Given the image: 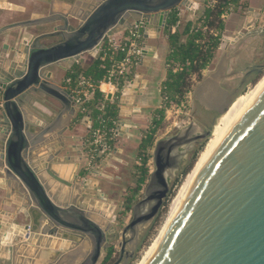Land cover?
<instances>
[{"label": "water", "instance_id": "obj_1", "mask_svg": "<svg viewBox=\"0 0 264 264\" xmlns=\"http://www.w3.org/2000/svg\"><path fill=\"white\" fill-rule=\"evenodd\" d=\"M65 2L74 3L79 11L69 17L68 13L55 12L52 4L50 16L0 25L3 35L61 21L53 31L24 41L15 50V60L7 73L0 69V187H19L23 196L21 204L14 203L9 219L0 222V264H98L109 247V236L115 235V207L97 191L96 179L92 178L95 168L80 181L79 175L66 180L53 169L52 162L65 147V132L75 118L77 105L71 91L55 82L47 67L73 65L86 53H98L105 37L114 30L125 31L132 19L146 20L141 62H147L154 49L146 40L163 32L169 13L175 8L199 7L195 0ZM0 8L23 10L6 0H0ZM243 29L246 31L239 32L231 46L258 37L263 38L264 46V22L253 30L248 22ZM227 41L224 37L219 46L220 58L214 68L194 87L188 124L181 123L176 134L155 142L154 170L133 205L131 220L122 230L120 255L113 264H126L134 256L140 232L159 214L170 192V181L184 167L189 152L211 135L215 119L226 114L239 96L246 79L234 88L225 82L231 58ZM235 54L238 56L240 50ZM253 67L260 73L264 64ZM141 78V73H135L121 90V115L128 111L125 104L132 103ZM31 92H41L62 105L54 121L33 132L22 102ZM198 105L213 112L210 125L198 122ZM82 120L91 128L90 116ZM55 130L59 145L40 164L35 163V150L52 140ZM47 135L52 136L44 141ZM61 187L72 190L64 202ZM92 188L96 191H89L93 199L88 197L80 203L79 198ZM4 205L3 199L0 207ZM144 264H264V88L198 170Z\"/></svg>", "mask_w": 264, "mask_h": 264}, {"label": "crops", "instance_id": "obj_2", "mask_svg": "<svg viewBox=\"0 0 264 264\" xmlns=\"http://www.w3.org/2000/svg\"><path fill=\"white\" fill-rule=\"evenodd\" d=\"M195 1L200 2L201 0H195ZM51 3L55 5L54 9H55V12H57V9H58L57 5L60 2L57 0H52ZM181 9L182 10L178 14L179 22L177 26L175 27V31L178 30L180 32L184 29L188 21H192L194 19V15H195L193 10H189L185 8L184 9L181 8ZM4 13L9 14L7 10L4 11ZM185 18L187 19L186 23L183 27H181L182 21ZM255 20H257V24L254 23ZM133 21L135 20L133 19L132 22ZM248 22L252 23V28L254 29L257 28L259 24L264 22V0H250V6L248 10L245 12V14L242 16L239 11H236L232 15H230L229 18H227V20L225 21V30H224L225 34L224 35L227 37H235L239 33V31L243 32V27ZM2 24H4L3 20L2 22H0V25ZM115 31H118V30H115ZM11 33L12 32H8L6 34L0 35V69H2V71L6 73L11 69V64L15 60L14 59L15 50H17L20 45L23 46L22 44L24 41L30 40V38H28L27 36L23 34H21L18 37H14L12 35L15 34V32H13L12 35ZM144 42L145 40L143 38V43ZM255 42L257 43V45L263 46L262 37L256 38ZM146 44L154 49L153 56L151 58H148L147 62L142 61L136 68H134L131 74L132 75L131 79H133L134 74L137 72L141 73V76H142L141 82L139 83V87L137 88V94L135 95V97L132 98L133 104L135 103L138 97L145 95L149 91L151 92L152 89L154 90L153 92L155 93L159 92L157 88H159V85L162 83V81L165 79V76H166L165 65H166V56L169 53V42H168V37L164 34V30L159 35L152 37V38H148L146 40ZM255 53H256V49H253V55ZM219 58L220 56L217 57V60H216V57L213 59V62L210 65L212 69H213L214 62L216 64ZM54 72L56 74V75L54 74V76L59 75L58 72L56 71ZM202 72H203L202 77H204L208 74L209 70L205 69ZM151 77H154V78L151 80ZM192 79H193L194 85H193V89L190 91L191 95H193L194 87L196 86V82L198 81L195 76H193ZM103 88L105 90H109L107 86H103ZM190 92H188L187 94H189ZM186 95L184 96V99ZM42 97H46V96H42ZM119 100H120V93L118 94L117 103L115 105H117V127H116L117 130L116 132H119L121 136L115 134L112 151L109 154L107 153L105 156L101 157L100 160L97 161L98 166L95 167L94 169L96 171L95 177H97L96 179L97 183L95 187H97V191L102 194H103L102 186H103L104 181H106L105 177L108 180L109 178L112 179L110 172L113 171L114 168L130 167L131 164L133 163V169L131 168L129 172L134 173L135 166L138 165L139 163L137 159V154H135L134 152L136 144L137 142H139V139H140L139 135L142 134V132L139 133L137 131V125L135 124L140 118L139 116H137L138 113L136 110L138 109H136L137 106H134L132 103L125 104V107L128 108V111L124 112L125 113L124 115H121L119 112V108L121 106L119 104ZM53 101L55 105H57L59 108L62 109V105L60 104V102L54 99ZM24 107L25 109L27 108L31 112V114L29 115L31 116V118L29 120L31 123L33 122L35 123L36 131H38L37 128L40 127V125H43V126L47 125L48 122H46V120H44L41 117L40 112L36 110V108L42 109L39 104L31 100L30 102H24ZM58 113L53 117L52 120L56 119ZM0 114H1V110H0ZM74 121L72 122L70 128L65 132V136H67L65 147L62 149L61 154L57 156L56 159L52 162L54 171L61 178L66 179V180H70L71 178H74L73 177L74 175L75 176L78 175L79 169L83 165V155L81 156V153L83 154V151H84V146H82V144H83V140L85 137L84 138L80 137L82 140L80 144H77L76 137L78 134L81 135L82 132L89 131L88 130L89 125H87V122L85 120L79 121L77 123ZM140 121H141V118H140ZM63 122H60L59 127L62 126ZM46 137L44 141L47 139ZM46 147H47V144L42 145L40 148L35 150L36 152L35 159L37 160L36 161L34 159L35 163L40 164L42 159H44V157L48 154L47 151L49 150ZM136 149H138V147ZM62 189H63L62 191L63 197L61 201L64 202L66 200L65 196H69L72 190L67 187H63ZM88 191H93V193L96 192L93 188ZM22 198L23 196L21 194L19 187L14 186L13 188H10L7 185H4L3 188L0 187V202L3 199L5 200V205L3 207H0V209L2 208L0 210V222H2L3 220L5 221L9 219L8 217H10L11 214L14 213V207H15L14 203H20L19 199H22ZM99 200L100 199L95 200V202L98 203ZM25 201L26 200L23 199V202ZM96 205H93V207H95ZM100 209L103 210L102 208ZM115 210L116 209H114L113 214Z\"/></svg>", "mask_w": 264, "mask_h": 264}, {"label": "rangeland", "instance_id": "obj_3", "mask_svg": "<svg viewBox=\"0 0 264 264\" xmlns=\"http://www.w3.org/2000/svg\"><path fill=\"white\" fill-rule=\"evenodd\" d=\"M6 1L13 4V5H16L17 7H22L23 10L22 11L21 10H7V12L10 14L9 15V14L4 13V11H6V10L0 8V22H2V20H3L4 24L28 20V19L33 18L34 16H36V17H42V16L47 17V16H50V11L52 9V7H51L52 0L51 1H49V0H47V1H45V0H6ZM57 1L60 2L58 5L56 4L58 6V9H57L58 14L68 13L69 17H71V13L73 11H76V10L79 11L80 7H77V9H75L74 3L69 4V3L65 2V0H57ZM205 2H206V0H202V3H205ZM65 3H67V4H65ZM249 6H250V0H240V2L238 3V6L236 8H234V10L239 11L242 15H244L245 12L248 10ZM53 8H55V5ZM85 10H88V9L86 8ZM54 11H55V9H54ZM186 20H187L186 18L183 19L181 27H183L185 25ZM221 20H223V19L221 18ZM223 22H224V20H223ZM73 23H74V20H73ZM4 24H2V25H4ZM59 24H61V21H55V22L48 23V24H40L37 26L27 27L25 29H19V30L11 31L12 32L11 35L13 34V32H15V34L12 35L14 37H18L21 34H23V35L27 36L28 38H31L32 36H38V35L46 33V32H51ZM74 24L77 25L78 21H75ZM198 24H197V28L199 26ZM202 26L207 28L206 30H203V32L208 31L209 34L214 35L216 33V36L220 35V31L214 30L213 28H210L206 24L205 25L202 24ZM224 34L225 33L223 32L221 35L219 46L225 37ZM203 39L199 40L200 44L204 42ZM57 40H58V38L53 39V40H48L46 43L50 44V43L55 42ZM227 45L228 44H225V46H227ZM250 48L256 49V53L253 56L250 55V57H249L251 59V62H253V64H264V46L257 45L255 43L253 46H250ZM249 52L250 51H248V53ZM215 57H216V60H217V57H219V47L215 53ZM97 58H98V53H95V54L86 53L85 55L81 56V58H80L81 60H83L85 62L84 65L78 61L77 62L75 61L74 63H77V64L79 63L84 68H86ZM210 65L206 68L209 71L212 69ZM175 66H177V65H174L173 67L175 68ZM214 66H215V62L213 64V68H214ZM59 67L60 66H58V65L57 66L53 65L50 67V70L52 69L53 71L54 70L58 71ZM166 72H167V68H165V74H166ZM195 77L197 78V76H195ZM153 78L154 77H151V80ZM263 78H264V69L262 70V72L255 73L253 76L249 77V79L241 87V91L239 92V94H238L239 96L237 97V99L244 97V96H248L249 94H251L252 91L257 87L256 85H258L263 80ZM197 80L200 81L199 79H197ZM198 81L196 82V84L198 83ZM245 94H247V95H245ZM46 97H48V96H46ZM237 99H235V101ZM190 101H191V99L189 100V102ZM48 102L50 103L51 106H52V104H54L53 99H51L49 97H48ZM184 102H185V99H184ZM175 103L177 104V102H175ZM189 104H187L185 102L184 105H186L187 110L184 111L183 109H180L179 111L182 112V110H183L184 113L188 110L191 111ZM159 109L160 108H158V110ZM160 110H162V112H163V120H162L161 126L157 129V131L154 135V144L157 140H159L161 138H165V137L176 134L179 131L178 127L180 126V122H182V120L186 121L185 120L186 115H181L180 117H176V118L175 117L173 118V116H172L171 120H167L164 110L163 109H160ZM53 113H54L53 111H52V113L50 112L51 117L53 116ZM40 115L44 120L49 119V117L44 116L42 113H40ZM147 120H148V118H147ZM143 121L144 120H142L141 123L145 124V122H143ZM150 121H151V119H149V121H147V123L149 122L148 124H150ZM219 121H220V117L215 119V124L213 125V130L211 132V135L209 137H207L206 139L199 141L194 146L192 151L189 152V154H188L187 161L184 164V167L182 166L181 170L179 172H177L175 174L174 178L170 181V192H169L167 198L165 199L163 207L161 208L159 214L155 217V219L147 227L143 228L142 231L140 232L138 243L136 244V247H135L134 256L132 258H130L126 264H140L142 262V260L144 259V257L146 256L150 247L155 242L160 231L162 230L163 226L165 225V223L168 219V216H169V211L171 209V205H172L173 201L175 200V198H176L180 188L182 187L183 183L186 181L188 174L194 169L199 158L202 156V154L209 147L210 143L214 140V138H215L214 128L219 125ZM141 123L140 122L137 123V131L139 133L142 132V134H143V132H145L147 130V128L142 129L140 127ZM90 130H89V132L85 131V132H82L81 135H79V134L77 135V137H76L77 144H80L82 142L80 137L87 138V136L90 133ZM134 133H135V131H134ZM142 134L139 135L140 138L142 137ZM135 135H136V133H135ZM85 138H84L83 144H82V146L85 145L84 151H83V154L81 153V156L83 155V165L81 166V168L79 169V172H78V175L80 177L79 181L81 179L87 178L88 177L87 175L89 172L85 169L87 167V164H88V160H87V156H86L87 155L86 149H88V148H87V145L85 143L86 142ZM154 144H153V146H154ZM153 146L150 149V152L153 151ZM137 147H138V149H136ZM111 151H112V146L110 148V151L107 153L109 154ZM138 151H139V142H137L136 147L134 149L135 154H137ZM194 156H196L195 159H194ZM138 162H139L138 165H140L141 164L140 161H138ZM151 162H153V157H151ZM148 164H149V161L147 163V166H148ZM97 166H98V163L93 165L92 170H93V168H95ZM152 166H153V163H152ZM131 168L133 169V163L131 164L130 167L114 168V170L110 172L112 179L109 178V180H108L105 177L106 181H104L103 186H102L103 187V194L107 198V203L112 205L116 209L114 212V215L116 216V220L114 223L115 235L109 236V247L103 251V255H102L98 264H113L119 258L120 243L122 242V235H121L122 230L131 220L133 205L140 199L141 195L144 192L145 186L147 184L148 179L142 185L141 190L138 193V195L136 196L135 200L133 202H131V204H130L131 209L128 210L127 209V202H128V199L133 196L134 188H136L137 180H138V178H137L138 175H136L132 172H129V170ZM187 168H188V170L185 171ZM94 179H97V177H95ZM88 193H89V196H88ZM88 197H89V199H92L90 192L87 190L86 194L84 196H82L81 198H79V202H84L86 200V198H88ZM94 200H98V199L94 198ZM126 238H128V235ZM109 248H112L113 253L110 256V258L108 259V261L105 263L106 257L108 256V249ZM126 249L129 250L128 244L126 245Z\"/></svg>", "mask_w": 264, "mask_h": 264}, {"label": "trees", "instance_id": "obj_4", "mask_svg": "<svg viewBox=\"0 0 264 264\" xmlns=\"http://www.w3.org/2000/svg\"><path fill=\"white\" fill-rule=\"evenodd\" d=\"M240 0H217V3L213 8H205L200 14L196 21H188L184 29L180 32L176 30L172 32V28L177 26L179 22L178 10L173 9L168 16L167 23L164 29V34L168 37L169 42V53L166 56L167 68L165 79L161 84V96L162 103L167 97L169 100L175 101L180 104L184 96L193 89V76H197V79H201L202 71L206 69L213 61L215 53L219 47L220 38L225 30V21L221 20V14L228 6L236 8ZM135 22V21H133ZM202 23L207 25L214 30L220 31L219 36L209 34V32H201L197 28V24ZM204 38V39H203ZM204 40L203 43H199V40ZM118 58L121 54H118ZM109 64L107 63V66ZM180 65L183 67L180 71H174L173 66ZM107 74L106 68L101 67V61L99 57L95 59L88 67L84 68L81 64H74L71 69L67 72V77H71L75 80L79 76H86L93 82H99ZM132 75L123 80L124 84L127 80H131ZM99 96L96 93L89 101L85 102L83 106L88 112L79 115L75 122H79L85 116L92 118V128L100 126L97 120L98 113L94 109L96 98ZM161 103V104H162ZM105 119V122L101 125L106 126L110 129L114 127L113 121L117 123V105H113ZM163 120L162 110H156L153 115V119L149 128L143 132L142 137L139 139V151L137 153V159L140 161V165L135 166L134 174L138 175L137 186L134 188V194L128 199L127 209L130 210V204L133 202L141 190L142 185L147 181L149 177V168L147 163L151 160L152 154L150 149L154 144V135L157 129L161 126ZM90 130V133H91ZM90 133L86 138V144L89 141ZM114 133H108V143L113 148L114 144ZM196 156H194L195 159ZM188 168L185 170L187 171ZM184 171V172H185ZM112 248L108 249V256L106 257L105 263L112 255Z\"/></svg>", "mask_w": 264, "mask_h": 264}, {"label": "built area", "instance_id": "obj_5", "mask_svg": "<svg viewBox=\"0 0 264 264\" xmlns=\"http://www.w3.org/2000/svg\"><path fill=\"white\" fill-rule=\"evenodd\" d=\"M216 3L217 0H206L204 7L213 8ZM233 11L234 8L228 6L221 14V18L226 21ZM198 25V28L201 29V31L207 29L203 27L201 23ZM145 27L146 20L140 19L133 22L125 31H116L105 37L98 51L101 67L106 68L107 70V74L102 80L99 82H93L86 76H79L75 80L69 77L66 80L65 87H67V89L73 94L78 113L81 112L84 114L88 112L83 104L89 101L96 93L99 94L96 98L94 109L98 113L97 120L99 121L100 126L92 128L89 141L86 144L88 148L86 149L88 164L85 169L87 171H90L92 166L110 151L111 146L108 143L107 136L108 133L115 134L117 123L113 121L114 127L110 129H107L105 125L101 127V125L105 122L106 117L109 116V109L117 103L118 94L130 81L127 80L124 84L123 80L129 77L134 68H136L141 62ZM175 27L172 28V32H175ZM214 35H216V33ZM118 54H121L120 58L117 57ZM107 63L109 64L108 66ZM182 69L183 67L180 65L175 66V68L173 67L174 71H180ZM103 86H107L109 90H105ZM191 98L192 95L190 92L186 95L185 102L189 104ZM185 102L183 101L180 104H176L174 101L165 97L160 109L164 110L167 120H171L172 116L173 118L180 117L181 115H186L185 117H187L189 110L185 113L183 112V110H187L186 105H184ZM1 105L2 102L0 101V107ZM180 109H183L182 112L179 111ZM183 122L184 120H182L180 124ZM152 163L153 162L149 160V173L154 170V164L152 166Z\"/></svg>", "mask_w": 264, "mask_h": 264}, {"label": "flooded vegetation", "instance_id": "obj_6", "mask_svg": "<svg viewBox=\"0 0 264 264\" xmlns=\"http://www.w3.org/2000/svg\"><path fill=\"white\" fill-rule=\"evenodd\" d=\"M205 3H202V0H201L199 2V7H197V8H186V7H181V8L193 10L195 15H194V19L192 21H196L197 17L200 14H202L203 10L205 9V7H204ZM181 8H176L178 10V14L182 10ZM234 12H236V11L234 10L233 12H231L230 15H232ZM241 16H242V14H241ZM74 23H75V21H74ZM253 29L254 28H252V30ZM245 31L246 30L243 29V32H245ZM113 32H116V31L114 30ZM239 32H242V31H239ZM225 37L229 39V42L228 41L226 42V44H228L226 46V48L229 49L228 53L231 56V58L229 60V64H228V78L226 79L225 82H226L227 87L234 88L235 86H238L242 80L246 79V81H247L249 79V77L253 76L255 73H258V70H254L253 66L261 65V64H253V62H251V59L249 58L251 52H252L251 56H253V49H251L250 46H253L256 43L255 42L256 38H250V39H248L246 42H244L242 44L238 43L235 46L234 45L231 46L232 43H230V42L235 37H227V36H225ZM238 49L240 50V54L237 56L235 53L238 52ZM248 51H250V52L248 53ZM77 61L81 62V64H83V65L85 64V62L83 60H81L80 58L78 60H76V62ZM74 64H77V63H74ZM73 65H70V64H67V63L60 65L58 71L54 70V71L59 73L58 76H54L55 72L52 69L50 70V67L53 66V65L47 67L46 71L51 73V75H52L51 78L55 82H57L58 84L62 85V87L67 89V87H65L66 86L65 85L66 80L68 79L67 72L71 69V67ZM161 84L159 85V88H157L159 92L155 93V92H153L154 90L152 89L151 92L149 91L145 95H142L141 97H138L136 99L135 103L133 104L134 106H137L136 109L139 110V111L136 110L137 113H138L137 116H139L141 118V121L144 120L143 122H145V124L141 123L140 118H139V120L135 123L137 125V123L140 122L141 123L140 127L142 129L143 128H147V129L149 128V125L151 124L152 119H153L154 112L158 108H160V106H161V103H162ZM42 96L43 95L41 94V92H37V93L31 92V93H28L27 97L22 102H23V106H24V102H30L31 100H33L37 104H39L42 109L36 108V110L38 112L42 113L44 116L49 117V119H47V120L45 119L46 122H48L47 124H49L52 121H54V120H52L53 117L60 111L61 108H59L55 104H52V106H51L50 103L48 102V98L47 97L45 98V97H42ZM189 105H190V110L191 111H189V113L187 114V117H185L186 121L183 122L184 124H188L189 119H190V117L192 115L193 95H192V98H191V101H190ZM44 108H45V110H44ZM24 110L26 112L27 119L30 122L29 119L31 118V116H29V115L31 114V112L27 108L25 109V107H24ZM52 111L54 113H53V116L51 117L50 116L51 115L50 112L52 113ZM76 112H77V110H76ZM195 112L197 114L198 122H200V124H203L204 126L210 125L212 120L214 119L213 112L211 110L205 108L203 105H198L197 109L195 110ZM78 115H79V113L77 112L76 115H75V118L73 119V121L77 119ZM85 117H87V116H85ZM147 118H148V120H147ZM149 119H151L150 124H148L149 122L147 123V121H149ZM45 126L46 125H44V126L40 125V127H38L37 129L41 130L42 127H45ZM30 127L33 128V129H31L32 132L36 131L34 122L32 124H30ZM90 129L91 128H89V126H88V130H90ZM56 131L57 130L54 131V135H53L56 138L53 137L52 140L47 142V147L46 148H48V150H49V151H47V153H49L56 146L59 145V142L57 141L58 136H56V133H57ZM51 136L52 135H47L46 138H50ZM43 144L45 145V143H43Z\"/></svg>", "mask_w": 264, "mask_h": 264}, {"label": "bare ground", "instance_id": "obj_7", "mask_svg": "<svg viewBox=\"0 0 264 264\" xmlns=\"http://www.w3.org/2000/svg\"><path fill=\"white\" fill-rule=\"evenodd\" d=\"M262 80V79H261ZM257 87L252 91L251 94L248 96L241 97L237 99L229 111L222 115L220 117L219 125L214 128V134L215 138L214 140L210 143L209 147L206 149V151L202 154V156L199 158L198 162L196 163L194 169L188 174L186 181L183 183L182 187L180 188L175 200L173 201L171 205V209L169 211V216L168 219L163 226L162 230L160 231L157 239L155 242L152 244L150 247L149 251L147 252L146 256L142 260L140 264H144L146 259L148 258L150 252L152 249L155 247V245L158 243L160 238L162 237L164 230L170 221L176 207L178 206L182 196L184 195L186 189L189 187L191 184L192 180L194 179L196 173L198 170L202 167V165L205 163V161L208 159V157L211 155L221 138L226 134V132L231 128V126L235 123V121L240 117V115L247 109V107L254 101V99L257 97V95L261 92V90L264 88V78L263 80L256 85ZM247 95V94H245ZM214 136V135H213Z\"/></svg>", "mask_w": 264, "mask_h": 264}]
</instances>
